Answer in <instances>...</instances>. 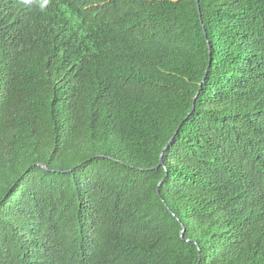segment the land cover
<instances>
[{
    "label": "trees",
    "instance_id": "1",
    "mask_svg": "<svg viewBox=\"0 0 264 264\" xmlns=\"http://www.w3.org/2000/svg\"><path fill=\"white\" fill-rule=\"evenodd\" d=\"M0 264H264V0H0Z\"/></svg>",
    "mask_w": 264,
    "mask_h": 264
},
{
    "label": "water",
    "instance_id": "2",
    "mask_svg": "<svg viewBox=\"0 0 264 264\" xmlns=\"http://www.w3.org/2000/svg\"><path fill=\"white\" fill-rule=\"evenodd\" d=\"M176 133L170 138V140L168 141V143L166 144V146L164 147V149L162 150L161 156H160V164L163 163V155L165 150L168 148V146L170 145V143L174 140ZM184 230L181 231V234L183 235Z\"/></svg>",
    "mask_w": 264,
    "mask_h": 264
}]
</instances>
